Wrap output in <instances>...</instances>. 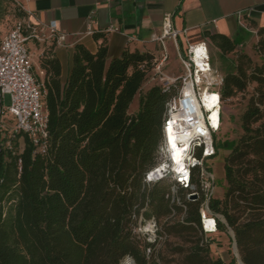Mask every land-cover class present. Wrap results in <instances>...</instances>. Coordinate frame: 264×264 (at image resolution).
<instances>
[{
	"label": "trees",
	"instance_id": "obj_1",
	"mask_svg": "<svg viewBox=\"0 0 264 264\" xmlns=\"http://www.w3.org/2000/svg\"><path fill=\"white\" fill-rule=\"evenodd\" d=\"M10 5L23 18L13 0H0V20ZM206 36L223 55L238 48L225 35ZM253 50L259 61L239 50L224 76L223 101L252 92L241 114L243 132L225 157L227 190L210 208L226 219L219 228L234 231L242 262L264 264V26ZM72 59L64 83L53 48L39 58L47 152H35L28 137L22 152L18 143L15 152L0 145V264H122L126 257L165 264L157 243L172 236L187 244L173 250L181 254L178 264H228L211 254L199 200L186 199L183 188L174 194L168 179L145 182L158 163L175 93L160 85L142 92L154 53L125 49L110 60L105 40L96 52L76 45ZM138 93L139 110L131 113ZM140 219L157 221L156 242L135 232Z\"/></svg>",
	"mask_w": 264,
	"mask_h": 264
},
{
	"label": "built area",
	"instance_id": "obj_2",
	"mask_svg": "<svg viewBox=\"0 0 264 264\" xmlns=\"http://www.w3.org/2000/svg\"><path fill=\"white\" fill-rule=\"evenodd\" d=\"M13 1L24 12H30L19 0ZM185 32L174 29L170 16L165 17L163 34L158 39H173L179 50L183 73L178 78L164 75L162 64L167 56L155 67L160 86L167 91L175 90V93L167 102L158 163L146 174L145 182L168 179L174 194L180 188L185 189L186 199L201 202L203 232L215 233L218 231V213L210 208L215 176L205 163L217 154L214 135L222 127L223 103L218 88H222L224 76L212 66L207 42L189 44L186 51L181 49L178 38ZM48 36L61 44L68 34L58 32L53 24ZM30 40L44 41L45 35L40 34L30 20L23 18L17 20L0 42V145L15 152V143H18V150L22 152L25 137H28L36 148L35 152L46 153L48 112L43 101V84L33 71L28 47ZM6 96L10 98L9 104L5 103ZM207 96L211 98L210 105ZM215 113L217 119L213 116ZM10 117L15 120L13 125ZM194 179L198 183H194ZM193 195H197L196 200L191 199ZM209 220L215 222L213 229L207 227ZM147 223L140 219L135 232H149L151 227L157 235V221L150 219Z\"/></svg>",
	"mask_w": 264,
	"mask_h": 264
},
{
	"label": "crops",
	"instance_id": "obj_3",
	"mask_svg": "<svg viewBox=\"0 0 264 264\" xmlns=\"http://www.w3.org/2000/svg\"><path fill=\"white\" fill-rule=\"evenodd\" d=\"M27 10L23 18L45 35L44 41L30 40L34 52L31 57L33 71L39 57L46 49L53 48L62 66L65 83L73 62L74 48L85 45L96 52L107 41L108 57H118L125 49L154 52L156 46L166 45L171 38L159 40L163 34L165 17L170 16L172 26L186 31L179 36L182 50L200 41L212 45L206 36L222 34L238 43L236 53L242 50L249 55L258 40V29L264 26V0H19ZM21 18V19H23ZM58 32L67 33L59 43L49 38L51 25ZM91 30V33L89 32ZM28 42V43H29ZM175 43V42H174ZM249 43V44H247ZM250 50L246 49V46ZM217 48L216 46H214ZM31 53V51H30ZM212 66L217 70L212 62ZM41 70V69H40ZM42 72V70H41ZM43 73V72H42Z\"/></svg>",
	"mask_w": 264,
	"mask_h": 264
},
{
	"label": "rangeland",
	"instance_id": "obj_4",
	"mask_svg": "<svg viewBox=\"0 0 264 264\" xmlns=\"http://www.w3.org/2000/svg\"><path fill=\"white\" fill-rule=\"evenodd\" d=\"M17 22V16L14 11L13 6H9L6 15L3 19L0 20V42L3 36L15 25ZM249 44V43H247ZM30 47V42L28 43ZM246 46L247 50H250ZM210 56H212V62L214 66L217 68L220 75L225 76L227 72H232L234 68L230 66L231 59H234V55H223L222 52L212 46L208 45ZM181 50V49H180ZM31 54L33 55V48H30ZM154 62L153 68L148 73V79L143 85L142 92H146L153 85H160L161 81L156 76L155 67L160 61L167 56L166 60L162 64V71L165 76L171 78H178L183 73V67L179 58V50L176 44L170 40L166 42V45H157L154 50ZM251 56L254 60L259 61V57L255 52L251 51ZM40 58V57H39ZM34 59V57H32ZM38 60V68L35 65V71L40 75L42 79H44V73L41 72L40 61ZM234 65V64H233ZM221 92V89L218 88ZM252 90L250 89L246 93L238 94L236 97L224 100L222 103V127L219 132L214 135L215 138V146L217 149V154L210 159H208L205 163V166L213 172L214 179V188H213V199L222 198L227 190V181L225 176V157L232 150L235 144L238 142L240 135L243 132L241 126V114L246 108L248 103L250 94ZM140 95L141 93L136 94L134 97L131 106L130 112H137L139 110L140 105ZM5 103H10L9 96H6ZM10 124L13 125L15 120L13 117H10ZM20 144H24L23 140L20 141ZM181 219V216L178 215L174 217L175 220ZM218 219L222 222H226L224 216L218 213ZM147 220L145 223H147ZM148 224V223H147ZM149 232L140 233V237L146 239L150 242H156V233L152 232L153 229L149 227ZM211 241L210 248L211 254L214 257H221L226 263H230L233 258H235L239 263V259L241 258L238 246L236 245L230 229H221L218 226V231L215 233H207L204 235ZM187 244L180 238L177 237H169L166 239L165 237H161L160 241L157 243V248L162 250L164 256L165 264H178L181 254L174 252V248L186 246ZM122 264H136L133 258L126 257Z\"/></svg>",
	"mask_w": 264,
	"mask_h": 264
},
{
	"label": "bare ground",
	"instance_id": "obj_5",
	"mask_svg": "<svg viewBox=\"0 0 264 264\" xmlns=\"http://www.w3.org/2000/svg\"><path fill=\"white\" fill-rule=\"evenodd\" d=\"M206 99L208 100V104L210 105L211 103V98L209 96L206 97ZM214 118L217 119V113H215L214 115ZM215 226V222L213 220H209L207 221V227L210 228V229H213Z\"/></svg>",
	"mask_w": 264,
	"mask_h": 264
},
{
	"label": "water",
	"instance_id": "obj_6",
	"mask_svg": "<svg viewBox=\"0 0 264 264\" xmlns=\"http://www.w3.org/2000/svg\"><path fill=\"white\" fill-rule=\"evenodd\" d=\"M191 199L196 200V199H197V195H193V196L191 197ZM230 231H231V235H232V237H233V239H234V241H235V243H236L234 231H233L232 229H230ZM236 245H237V243H236ZM239 263H240V264H244V263L242 262L241 258L239 259Z\"/></svg>",
	"mask_w": 264,
	"mask_h": 264
}]
</instances>
